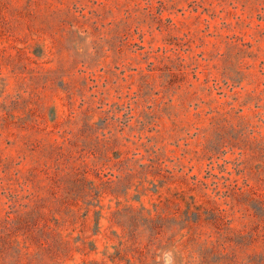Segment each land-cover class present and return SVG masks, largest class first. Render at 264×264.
<instances>
[{
    "label": "rangeland",
    "instance_id": "1",
    "mask_svg": "<svg viewBox=\"0 0 264 264\" xmlns=\"http://www.w3.org/2000/svg\"><path fill=\"white\" fill-rule=\"evenodd\" d=\"M0 264H264V0H0Z\"/></svg>",
    "mask_w": 264,
    "mask_h": 264
}]
</instances>
